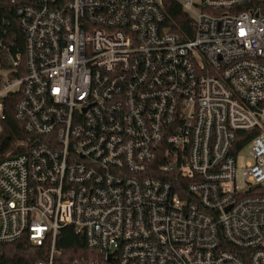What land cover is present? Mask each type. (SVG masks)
Returning a JSON list of instances; mask_svg holds the SVG:
<instances>
[{"label":"built area","instance_id":"obj_1","mask_svg":"<svg viewBox=\"0 0 264 264\" xmlns=\"http://www.w3.org/2000/svg\"><path fill=\"white\" fill-rule=\"evenodd\" d=\"M0 0V243L71 225L74 264H264V0ZM249 149L250 160L238 154Z\"/></svg>","mask_w":264,"mask_h":264},{"label":"trees","instance_id":"obj_2","mask_svg":"<svg viewBox=\"0 0 264 264\" xmlns=\"http://www.w3.org/2000/svg\"><path fill=\"white\" fill-rule=\"evenodd\" d=\"M166 13L165 25L180 41L194 35L192 18L182 10L175 0H162ZM7 4L0 3V10ZM7 7V6H6ZM19 92H11L2 99V117H0V161L8 156L22 152L29 136L13 115L14 105ZM54 256L55 264H74L76 259L93 256V251L85 244L83 234L75 233L71 225L59 229L56 236ZM50 248V239L41 245H34L25 236L13 242L0 243V264H35L44 260Z\"/></svg>","mask_w":264,"mask_h":264},{"label":"rangeland","instance_id":"obj_3","mask_svg":"<svg viewBox=\"0 0 264 264\" xmlns=\"http://www.w3.org/2000/svg\"><path fill=\"white\" fill-rule=\"evenodd\" d=\"M0 72L3 73V74H5L6 71L0 67ZM246 159L247 160H250V153H249V149L248 148L243 149L238 154L237 161H238L239 164H242V163H244V161Z\"/></svg>","mask_w":264,"mask_h":264}]
</instances>
